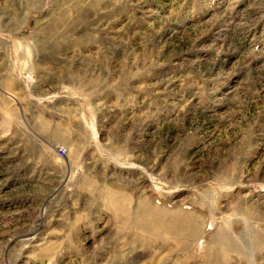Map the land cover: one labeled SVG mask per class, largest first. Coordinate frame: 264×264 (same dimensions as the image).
I'll return each mask as SVG.
<instances>
[{"label":"rangeland","instance_id":"rangeland-1","mask_svg":"<svg viewBox=\"0 0 264 264\" xmlns=\"http://www.w3.org/2000/svg\"><path fill=\"white\" fill-rule=\"evenodd\" d=\"M0 264H264V0H0Z\"/></svg>","mask_w":264,"mask_h":264},{"label":"bare ground","instance_id":"bare-ground-1","mask_svg":"<svg viewBox=\"0 0 264 264\" xmlns=\"http://www.w3.org/2000/svg\"><path fill=\"white\" fill-rule=\"evenodd\" d=\"M146 207L147 206H145V209L149 210ZM150 211L153 214L152 216H155V217L159 218L160 220L166 221L165 215H163V216L161 215V214H163L162 212L156 211V209H151V208H150ZM141 217H138V219L143 222V220H141ZM158 222H160V221H158ZM167 224H169V223H167ZM161 228H162V226H161ZM178 228H180L184 233H188L189 235H187V236H189L191 238L197 237L201 233V230L195 225V221H194L193 217H189V221H187V222L180 221V225L178 226ZM168 230H169V228H168ZM190 235H192V236H190ZM30 240L33 241L34 238L31 237Z\"/></svg>","mask_w":264,"mask_h":264},{"label":"built area","instance_id":"built-area-1","mask_svg":"<svg viewBox=\"0 0 264 264\" xmlns=\"http://www.w3.org/2000/svg\"><path fill=\"white\" fill-rule=\"evenodd\" d=\"M56 156H59V158H65L67 157V149L64 147L56 148L55 149Z\"/></svg>","mask_w":264,"mask_h":264}]
</instances>
